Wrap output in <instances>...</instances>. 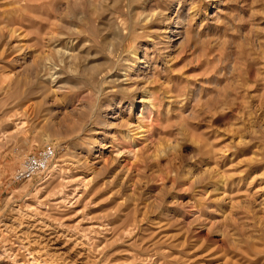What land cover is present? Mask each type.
Returning <instances> with one entry per match:
<instances>
[{
	"label": "rangeland",
	"instance_id": "obj_1",
	"mask_svg": "<svg viewBox=\"0 0 264 264\" xmlns=\"http://www.w3.org/2000/svg\"><path fill=\"white\" fill-rule=\"evenodd\" d=\"M0 15V264H44L11 243L49 264H264V0H0ZM46 142L50 171L13 181Z\"/></svg>",
	"mask_w": 264,
	"mask_h": 264
},
{
	"label": "bare ground",
	"instance_id": "obj_2",
	"mask_svg": "<svg viewBox=\"0 0 264 264\" xmlns=\"http://www.w3.org/2000/svg\"><path fill=\"white\" fill-rule=\"evenodd\" d=\"M29 1V0H28ZM19 3H21V2H19ZM30 3V2H29ZM31 5V3L29 4V6ZM33 5V4H32ZM22 6V5H21ZM24 8L26 9L27 8V5H25L24 4ZM13 13V12H12ZM4 13L2 12V15H3ZM25 13L24 12H22L21 11V9H18V10H16L14 13H13V15H16V20H17V22H18V24H21L22 25V23H23V21H24V15ZM1 16V15H0ZM27 16V15H26ZM10 17V16H9ZM11 18V17H10ZM9 18V19H10ZM13 18H14V16H13ZM4 19V18H3ZM8 19V18H7ZM5 20V19H4ZM5 22V21H4ZM15 22V21H14ZM9 26V25H8ZM17 26V25H16ZM22 28V27H21ZM10 29V35H14V33H17V31L12 27V28H9ZM131 55H134V57H138L139 55H138V53H137V51L135 50V48H133L132 50H131ZM135 66V65H134ZM55 73H57L58 74V72H55ZM54 73V74H55ZM126 73V72H125ZM53 74V75H54ZM52 75V76H53ZM126 76V75H125ZM51 78V77H50ZM29 93V92H28ZM33 93V92H32ZM30 94V93H29ZM21 95V94H20ZM20 95H19V97H20ZM23 95V94H22ZM21 95V96H22ZM25 95V94H24ZM27 96H28V94H26L25 95V99L27 98ZM17 97H18V95H17ZM17 98V99H22L23 98V96H22V98ZM16 99V100H17ZM143 99L144 100H146L145 99V96H143ZM15 100V101H16ZM23 100V99H22ZM19 101V100H18ZM133 105H134V103H132ZM156 103H153V101H151L150 102V107H151V109L152 110H154V108L156 107V105H155ZM18 106V105H17ZM18 111V110H17ZM20 117V116H19ZM153 123V122H152ZM25 126V123L23 122V121H20V122H18V123H16V129L18 130H16L17 132H19L21 129H23V127ZM137 126V125H136ZM79 127V126H78ZM78 127H76L77 129H78ZM146 128V127H145ZM145 128L142 126V125H138L134 130H132V129H128L127 128V133H126V136L127 137H129V139L131 140V142L132 143H136V142H138V139L140 138V139H144V138H146L145 136H146V133L147 132H149L147 129L145 130ZM81 129V128H80ZM83 132L86 130V131H88V129L87 128H82L81 129ZM15 131V132H16ZM135 131V132H134ZM132 152H134L132 149L129 151V153H132ZM56 154V153H55ZM54 158H55V155H54ZM53 158V159H54ZM53 161V160H52ZM51 164V163H50ZM48 171H50V168H48V170H47V172L46 173H48ZM79 178H78V180H79V185H77V186H79L75 191H74V193H73V196L70 198V199H76L77 198V200H80L82 197H84V195H86L88 192V189H87V183H88V180H87V177L86 176H78ZM76 178V177H75ZM71 190V189H70ZM72 193V192H71ZM64 197V196H63ZM66 200H70L68 197H66L65 198ZM62 200V199H61ZM60 200V201H61ZM67 201V202H68ZM75 201V200H74ZM70 203V202H69ZM113 219V218H112ZM126 219V218H125ZM110 221H112V220H110ZM116 224V223H115ZM101 225V224H100ZM124 225V224H123ZM123 225H122V227H123ZM129 225V224H128ZM130 227V226H129ZM82 228V227H81ZM107 228H109V227H107ZM127 228V227H126ZM140 228V227H139ZM101 229H102V226H91V230H92V233L94 232V233H99L100 231H101ZM116 229V228H115ZM123 228H121L120 229V231L122 230ZM104 230H105V228H104ZM108 230V229H107ZM111 230H112V228H111ZM114 230V229H113ZM117 231H116V236H117V232H118V230L119 229H116ZM82 231V230H81ZM126 231V230H125ZM83 232V231H82ZM84 232H86V231H84ZM136 232V231H135ZM103 233V232H102ZM108 233V232H107ZM111 233V232H110ZM109 233V234H110ZM120 233V232H119ZM137 233V232H136ZM108 234V235H109ZM85 235V234H84ZM102 235H104V234H102ZM113 235V234H112ZM126 235H128V236H131L132 235V232H131V230H127V232H126ZM115 236V235H114ZM135 236V235H134ZM139 236V235H138ZM141 236V235H140ZM100 237H102V236H100ZM105 237H107L106 235H105ZM113 237V236H112ZM92 238V237H91ZM96 238V237H95ZM109 238V237H108ZM132 238V237H131ZM141 238V237H140ZM97 239V238H96ZM83 240V239H82ZM93 240V239H92ZM98 240V239H97ZM105 240V239H104ZM107 240V239H106ZM95 241V240H94ZM110 241V240H109ZM112 241V240H111ZM133 241V240H132ZM102 242V241H101ZM88 243V242H87ZM92 243V242H91ZM103 243V242H102ZM108 243V242H107ZM12 245H11V249H5V252H7L8 254H10V256L11 257H13V259H15V258H17V257H19L18 259L20 260V258H22L21 260H23L24 261V263L25 262H27V259L25 260V258L27 257V254L30 256V258H32V261L33 262H35V263H37V262H39V260H41V262L43 261V263L44 264H49L48 263V259H46L45 257H43L41 254H39V252L38 251H36L35 250V248H33V246H32V243H29L27 246L26 245H24L23 243H20V245L17 247V248H15L14 247V243H11ZM16 246V245H15ZM102 246V245H101ZM136 246V245H135ZM104 247V246H103ZM15 248V249H14ZM122 249V248H121ZM100 250V249H99ZM99 250H97V251H99ZM25 251L27 252V254H25ZM6 253V254H7ZM98 253V252H97ZM101 253V252H100ZM36 255V256H35ZM143 255V254H142ZM159 255V254H158ZM47 256V255H46ZM104 256V255H103ZM131 257H133V256H131ZM128 260V259H127ZM53 261V260H52ZM56 261V260H55ZM64 262V261H63ZM69 261H67V263H68ZM20 263V262H19ZM23 263V262H22ZM31 263V262H30ZM54 263V262H53ZM66 263V262H65ZM65 263H63V264H65ZM66 263V264H67ZM17 264V263H16ZM153 264V263H152ZM155 264V263H154Z\"/></svg>",
	"mask_w": 264,
	"mask_h": 264
},
{
	"label": "built area",
	"instance_id": "obj_3",
	"mask_svg": "<svg viewBox=\"0 0 264 264\" xmlns=\"http://www.w3.org/2000/svg\"><path fill=\"white\" fill-rule=\"evenodd\" d=\"M56 153V146L46 142L36 150L24 155L22 161L12 174L13 181L30 179L35 176L45 175Z\"/></svg>",
	"mask_w": 264,
	"mask_h": 264
}]
</instances>
